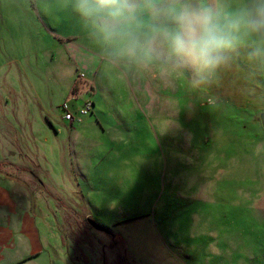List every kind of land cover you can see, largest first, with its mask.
Wrapping results in <instances>:
<instances>
[{
  "label": "rangeland",
  "instance_id": "rangeland-1",
  "mask_svg": "<svg viewBox=\"0 0 264 264\" xmlns=\"http://www.w3.org/2000/svg\"><path fill=\"white\" fill-rule=\"evenodd\" d=\"M32 1L0 0V171L49 218L57 238L43 229L44 264H264L261 113L216 103L205 115L183 108L168 137L134 124L102 131L95 77L65 90L73 71L52 49L59 33L38 29ZM84 101L88 114L64 119V102L77 118Z\"/></svg>",
  "mask_w": 264,
  "mask_h": 264
},
{
  "label": "crops",
  "instance_id": "crops-1",
  "mask_svg": "<svg viewBox=\"0 0 264 264\" xmlns=\"http://www.w3.org/2000/svg\"><path fill=\"white\" fill-rule=\"evenodd\" d=\"M61 1L34 0V10L30 9L36 13L38 29L42 24L50 34L59 33L60 43H54L52 49L66 57L73 71V81L65 90L71 91L80 74L95 77L91 93L102 131L109 122L112 128L134 124L135 128L149 130L148 138H153L151 129L158 128L168 137L169 124L177 127L183 122L179 118L183 108L205 115L216 103L244 114L264 113V59L250 55V39H242L228 53V62L212 75L197 74L162 51L129 55L125 42L106 40L90 19L74 9V0H69L63 10ZM230 2L235 4L236 0ZM156 4L161 10L173 6L172 0H156ZM142 19L147 31L148 25L163 23L166 17L153 18L145 11ZM202 98L209 102L203 103ZM179 137L171 134L170 138L176 142ZM79 171L81 175L86 173L80 166ZM92 205L98 208L95 202ZM41 209L23 182L0 171V264H44L52 247L47 235H52V244L57 237Z\"/></svg>",
  "mask_w": 264,
  "mask_h": 264
},
{
  "label": "clouds",
  "instance_id": "clouds-1",
  "mask_svg": "<svg viewBox=\"0 0 264 264\" xmlns=\"http://www.w3.org/2000/svg\"><path fill=\"white\" fill-rule=\"evenodd\" d=\"M172 5L161 10L156 0H74L73 6L106 40L124 41L129 55L162 51L197 74L215 73L244 38L253 43L250 55L264 59V0H172ZM145 11L166 19L144 31Z\"/></svg>",
  "mask_w": 264,
  "mask_h": 264
},
{
  "label": "built area",
  "instance_id": "built-area-1",
  "mask_svg": "<svg viewBox=\"0 0 264 264\" xmlns=\"http://www.w3.org/2000/svg\"><path fill=\"white\" fill-rule=\"evenodd\" d=\"M80 76H83L80 74ZM93 103L91 101H84L81 106H79L75 112L78 113L77 118L74 117L73 113L69 111L70 107L68 102H64L62 108L64 110V119L69 120L72 123L75 119L80 121L82 115H86L91 111Z\"/></svg>",
  "mask_w": 264,
  "mask_h": 264
},
{
  "label": "water",
  "instance_id": "water-1",
  "mask_svg": "<svg viewBox=\"0 0 264 264\" xmlns=\"http://www.w3.org/2000/svg\"><path fill=\"white\" fill-rule=\"evenodd\" d=\"M259 119H260V123L262 125V128L264 129V113L260 114ZM87 221L93 228H95L97 230H102V227L99 224L95 223L93 220L88 219Z\"/></svg>",
  "mask_w": 264,
  "mask_h": 264
}]
</instances>
